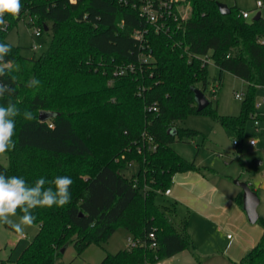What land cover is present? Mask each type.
Returning a JSON list of instances; mask_svg holds the SVG:
<instances>
[{
  "label": "trees",
  "instance_id": "obj_1",
  "mask_svg": "<svg viewBox=\"0 0 264 264\" xmlns=\"http://www.w3.org/2000/svg\"><path fill=\"white\" fill-rule=\"evenodd\" d=\"M218 1H179L188 5L189 15L170 20L168 32H157L124 0H21L19 15L5 16L0 43L11 51L0 63L6 73L0 84L15 91L5 92L0 105L11 98L21 115L15 148L5 153L8 165L0 163V173L22 176L30 186L41 177L73 180L70 203L34 210L38 231L16 264H55L68 244L80 254L91 243L106 242L118 227L137 245L106 254L99 264H154L193 246L186 231L171 223V206L155 203L176 173L197 170L171 146L197 132L176 122L207 115L228 135L242 136L248 120L264 121L254 104L256 89L264 91V18L243 19L235 6L223 15ZM26 14L31 26L51 36L38 58L23 56L6 40ZM136 31L143 33L144 47ZM146 54L151 59L144 63L140 56ZM208 59L218 79L228 72L248 83L237 116L219 114L210 101L197 111L193 89L207 90ZM127 64L134 69L113 75ZM33 78L39 86L29 87ZM25 111L32 120L23 118ZM40 112L51 116L42 121ZM132 164L137 172L127 178L122 170ZM236 202L242 206V192ZM259 221L258 244L232 264H264V219Z\"/></svg>",
  "mask_w": 264,
  "mask_h": 264
},
{
  "label": "rangeland",
  "instance_id": "obj_2",
  "mask_svg": "<svg viewBox=\"0 0 264 264\" xmlns=\"http://www.w3.org/2000/svg\"><path fill=\"white\" fill-rule=\"evenodd\" d=\"M256 1L219 0L228 7L235 6L249 11V20L260 11L255 8ZM260 1L264 2V0ZM30 23V17L26 14L9 31L6 40L19 47L23 56L38 58L49 47L51 36L45 31H42L40 36H35L36 28ZM34 45L35 48H33ZM207 73L209 85L204 95L211 102L212 108L217 109L221 115L237 116L248 90V83L228 72H223L218 79V70L211 59L207 60ZM197 86L200 87V84ZM236 93L242 95V98H235ZM256 103L260 105L255 110L264 114V91L256 89L254 104ZM176 125L178 128L194 130L197 134L190 139L173 142L171 146L175 152L184 159L193 161L197 168L196 171L212 175L220 182L232 186H235V180L248 183L259 199L258 215L264 219V121L248 120L242 136L228 135L215 119L207 115H189L177 121ZM233 140L237 141V145L233 144ZM250 140H254L253 146L249 145ZM0 163L3 166L8 165V158L5 154L0 155ZM137 169V166L132 164L122 170V174L131 178L136 174ZM155 203L160 208L174 205V202L162 193L156 195ZM167 215L176 230L180 231L181 220H183L181 209L178 208L177 212H169ZM12 219L18 221L19 215ZM251 226L262 228L260 221ZM37 231L38 225L33 224L26 228L25 235L20 237L8 225H0V264L1 261L5 264H16V259L26 245L33 240ZM228 234L234 235L231 231L218 234L217 242L220 247L224 246ZM128 236L125 229L118 227L106 242L91 243L80 254H77L72 244H68L64 252L56 259L55 264H99L106 254H114L127 248ZM220 249L222 251L223 248ZM162 262L164 264H205L206 260L188 248L182 255L173 259H164Z\"/></svg>",
  "mask_w": 264,
  "mask_h": 264
},
{
  "label": "crops",
  "instance_id": "obj_3",
  "mask_svg": "<svg viewBox=\"0 0 264 264\" xmlns=\"http://www.w3.org/2000/svg\"><path fill=\"white\" fill-rule=\"evenodd\" d=\"M235 186L196 170L186 171L173 176L170 193L165 195L174 202L171 212L181 209L180 232L186 231L193 243L189 248L205 258V264L238 262L262 236L263 229L251 226L242 206L237 204L236 199L242 191ZM223 231H231L234 235H226V242L220 247L217 238Z\"/></svg>",
  "mask_w": 264,
  "mask_h": 264
},
{
  "label": "clouds",
  "instance_id": "obj_4",
  "mask_svg": "<svg viewBox=\"0 0 264 264\" xmlns=\"http://www.w3.org/2000/svg\"><path fill=\"white\" fill-rule=\"evenodd\" d=\"M22 7L21 0H0V28H6V15L15 18ZM10 51V45L0 43V63L4 62V57ZM5 74L4 67H0V76ZM39 84L40 81L33 78L29 82V87H36ZM14 91V88L0 84V98L4 97L5 92L14 93ZM20 115V109L11 98L8 99L6 105H0V155L15 148L13 136L15 135L16 118ZM23 118L30 121L33 115L30 111H25ZM46 184L54 187H45ZM72 184L71 177L57 176L51 181L41 177L30 186L22 176H6L0 173V225H8L18 236L23 237L25 229L31 227L36 220L33 214L35 209L63 207L70 203ZM18 212L20 214L18 221L12 219L17 216Z\"/></svg>",
  "mask_w": 264,
  "mask_h": 264
},
{
  "label": "built area",
  "instance_id": "obj_5",
  "mask_svg": "<svg viewBox=\"0 0 264 264\" xmlns=\"http://www.w3.org/2000/svg\"><path fill=\"white\" fill-rule=\"evenodd\" d=\"M128 1L131 2L132 6L136 7L139 10V13L142 17H144L147 22L154 25V28L157 32H168L170 29L169 21H177L179 19H184L189 15V7L184 3H179V1L184 0H124L125 3ZM255 8L259 11L260 17L264 18V2L257 0L255 3ZM258 13V12H257ZM256 13V14H257ZM238 16L243 19L249 20L250 12L247 10H239ZM253 19V18H251ZM35 36L41 35V30L36 28L34 32ZM134 36L140 42V47H144L142 43L143 33L141 31H136ZM263 42V40H261ZM36 46L34 45L33 48ZM142 62L146 63L150 61L151 55H141ZM134 66L131 64L123 65L117 67L113 75H123L127 71H132ZM214 92V91H212ZM235 98L241 99L242 95L236 93ZM260 103L255 104V108H258ZM152 108H149L151 110ZM256 123V122H255ZM148 146L150 149H155V144L151 138H147ZM234 145H237V141H233ZM255 144L254 140L249 141V145L253 146ZM170 190L166 189L164 191V195H169ZM152 237V234L150 235ZM137 245V241L128 238V247H134ZM155 243L151 244V247H154ZM155 264H164L162 261H157Z\"/></svg>",
  "mask_w": 264,
  "mask_h": 264
},
{
  "label": "water",
  "instance_id": "obj_6",
  "mask_svg": "<svg viewBox=\"0 0 264 264\" xmlns=\"http://www.w3.org/2000/svg\"><path fill=\"white\" fill-rule=\"evenodd\" d=\"M218 9L221 14L227 15L231 12L230 8L222 3V2H217ZM260 14L259 12L253 17L254 20L259 19ZM45 30H47V27H45ZM194 96H195V101H196V106H197V111H201L204 108H206L209 105V100L206 98L204 95L203 91L199 88H194L193 89ZM51 116L50 113L47 112H40L39 114V119L42 121L47 120ZM234 184L237 185L239 188H241L242 191V208L247 216L248 221L251 224H254L257 222L259 215L257 212V207L259 205V199L253 191L249 184L246 182H239L238 180L234 181ZM65 250V247L61 249V253H63Z\"/></svg>",
  "mask_w": 264,
  "mask_h": 264
}]
</instances>
